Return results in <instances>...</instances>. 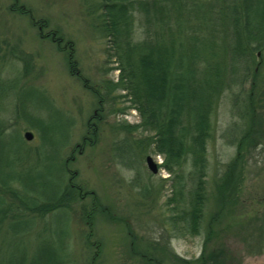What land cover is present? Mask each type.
I'll use <instances>...</instances> for the list:
<instances>
[{"label":"rangeland","instance_id":"rangeland-1","mask_svg":"<svg viewBox=\"0 0 264 264\" xmlns=\"http://www.w3.org/2000/svg\"><path fill=\"white\" fill-rule=\"evenodd\" d=\"M198 2L227 6L230 0ZM101 5V0H0V161L9 158L21 178L50 184L60 179L63 189L69 184L73 190L61 211H52L58 201L45 198L29 211L16 193L0 189V264L46 262L51 254L63 264H176L205 254L227 255L222 264H263L264 138L256 145L243 142L251 119L242 118V108L252 100L264 117V50L250 64L241 63L238 84L228 86L235 64L224 37L225 88L211 115L204 229L183 235L166 222L174 175L164 169L153 174L146 162L147 156L163 162L143 142H152L153 132L122 131L121 125L137 124L140 117L126 109L125 92H107L119 72ZM184 5L190 18L176 38L207 36L206 26L194 29L196 5ZM134 15L132 38L140 42L145 18L139 11ZM217 27L224 36L223 23ZM159 30L162 39L164 27ZM27 131L34 134L31 141ZM125 142L135 150L121 147L120 160L115 147ZM227 171L234 172L237 201L219 189ZM185 181L188 196L194 182L189 176ZM20 221L31 229L13 233L10 228ZM207 226L217 233L209 241Z\"/></svg>","mask_w":264,"mask_h":264},{"label":"trees","instance_id":"trees-1","mask_svg":"<svg viewBox=\"0 0 264 264\" xmlns=\"http://www.w3.org/2000/svg\"><path fill=\"white\" fill-rule=\"evenodd\" d=\"M188 1L198 9V22L193 25L194 29L207 27V36L204 38H176V34L183 35L184 26L190 18V11L184 8ZM198 1L101 0L103 29L112 42L111 55L119 72L117 81L107 86V92H125L124 96L130 103L126 109L135 110L140 117L137 124L121 125L122 131L140 135L153 132L152 142L148 138H144L143 142L153 146L155 155L163 156L159 167L174 175L176 181L175 197L167 203L173 206L166 222L183 235H199L204 229L209 200L206 178L207 146L213 133L211 115L225 88L224 37L230 64H235L234 74L229 77V85L226 84L228 86L238 84L235 76L241 72V63L250 64L253 56L264 50V0H230L227 6L209 2L203 7ZM202 8H206V11L200 15L199 10ZM136 11L145 18L146 36L140 42L132 38ZM220 23H223L224 28L222 37L217 27L218 24L221 26ZM159 26L164 27L162 39ZM163 37L168 39L163 40ZM244 104L242 118H250L251 125L243 142L249 140L252 145L261 144L264 138V117L253 107L252 100ZM119 111L125 112L124 109ZM243 142H240V146ZM121 147L135 150L128 142L116 146V156L120 160H123L118 154ZM226 175L224 185L219 189L222 195L235 201L237 198L233 195L231 183L234 172L231 174L227 171ZM186 176L194 182V189H191L188 196L185 193ZM0 181V189H10L16 193L24 210L33 211L36 199L45 198L48 202L58 201L52 211H61L67 205L65 198L73 196L69 184L63 189L60 179L50 184V181L19 177L13 162L4 158V155L0 161ZM18 182L21 185L15 188ZM15 224L10 228L13 233H25L31 229L27 221ZM208 227L205 237L209 241L217 233ZM225 256L205 254L194 261L186 262L182 259L176 264H222ZM60 261L56 255L51 254L46 262L34 261L32 264H63Z\"/></svg>","mask_w":264,"mask_h":264},{"label":"water","instance_id":"water-1","mask_svg":"<svg viewBox=\"0 0 264 264\" xmlns=\"http://www.w3.org/2000/svg\"><path fill=\"white\" fill-rule=\"evenodd\" d=\"M33 138H34V134L31 131H27L25 133L26 140L31 141ZM146 162H147L148 168L153 174H157L159 172L160 168L158 166V163L154 160L152 156H147Z\"/></svg>","mask_w":264,"mask_h":264},{"label":"flooded vegetation","instance_id":"flooded-vegetation-1","mask_svg":"<svg viewBox=\"0 0 264 264\" xmlns=\"http://www.w3.org/2000/svg\"><path fill=\"white\" fill-rule=\"evenodd\" d=\"M258 56H259V57L261 56V52L258 53ZM257 69H258V68H257ZM73 187H74V186H73ZM78 192H80V194H81L82 189L79 188V189H78Z\"/></svg>","mask_w":264,"mask_h":264}]
</instances>
